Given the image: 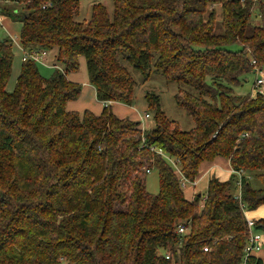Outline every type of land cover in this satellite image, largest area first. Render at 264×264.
Returning <instances> with one entry per match:
<instances>
[{"label": "trees", "instance_id": "16d2710c", "mask_svg": "<svg viewBox=\"0 0 264 264\" xmlns=\"http://www.w3.org/2000/svg\"><path fill=\"white\" fill-rule=\"evenodd\" d=\"M11 1L0 11L21 23L23 51L55 54L49 77L22 60L8 91L13 43L0 40V264H240L245 211L264 204V93L233 86L264 65V0H112L111 13L98 0L82 21L80 0ZM81 57L97 114L67 108L82 91L68 79ZM127 64L144 78L153 64L187 86L175 101L194 126L182 130L151 92V128L113 112L133 105ZM167 157L190 181L215 157L231 176L210 177L188 199ZM151 169L156 194L146 189ZM253 230L262 250L264 217ZM257 253L245 264H263Z\"/></svg>", "mask_w": 264, "mask_h": 264}, {"label": "rangeland", "instance_id": "374dc122", "mask_svg": "<svg viewBox=\"0 0 264 264\" xmlns=\"http://www.w3.org/2000/svg\"><path fill=\"white\" fill-rule=\"evenodd\" d=\"M99 1L102 2L107 7L109 13L112 12L113 9L112 0H99ZM2 2H4V0H0V4ZM79 2H80L79 11L75 16V19L78 21L88 20L90 17L91 2L89 0H80ZM9 5H13V3H10ZM214 7L216 9V12L219 13L220 10L219 6L215 5ZM258 13L259 12L257 10L253 13V17L251 19L253 25L259 24L261 22V20L258 18L259 15ZM4 17L8 19L4 18V22H3L4 29L0 31V40L3 37H6V35H10V34L11 35L15 34L17 37H19L20 23L17 21H13L9 16L4 15ZM236 47H238V45H233L231 48L234 49ZM12 51H13L12 69L6 85V89L9 91L13 90L14 88L16 78L19 74L20 67L22 64L23 50L21 48L19 41L13 43ZM82 58L83 57H81L80 59ZM47 60H49V57H47ZM37 66L40 74L44 77H49L53 73L52 66H48L43 63H37ZM127 67L136 81V88H135L132 108L122 105L121 107L123 111L121 112H125L126 110H129L132 113L131 114L132 118L141 121L143 128L146 129L151 128L154 123L153 116L155 113V107L150 105L149 101H147L144 96L146 92H151L158 96L160 109L162 112H164L165 116L169 119L178 122L182 130H190L194 126V121L192 117L188 115V113L183 107L177 105L175 101V95L180 89H186L190 91L187 86L166 79L158 71H156L153 64H151L149 75L146 78L143 77V75L138 69L133 68L128 64ZM257 69L258 68H255L250 73L245 74L242 78L243 80L241 81L240 85L233 86V89L236 93L254 94L253 86L255 79L258 76ZM261 70H263L264 72V65L261 67ZM78 99L69 101L68 106L77 105V103H79ZM94 102L96 103V101ZM98 105L100 109L103 107L100 103H98ZM116 107H117V103H116ZM113 112L116 111H114L113 109ZM146 113L149 115L148 118H144ZM173 160L175 159L173 158ZM207 180H209L208 177H204L196 187H193L191 183H188L186 185V188H182L184 195L188 199H190L192 197L193 190L195 194L198 193L204 194L207 188V182H208ZM251 182L253 185H257V186L260 184L259 181L257 180L256 181L252 180ZM194 183L195 180L193 184ZM146 189L152 194H156L158 192V173L156 169H151L146 174Z\"/></svg>", "mask_w": 264, "mask_h": 264}, {"label": "crops", "instance_id": "0c3cea01", "mask_svg": "<svg viewBox=\"0 0 264 264\" xmlns=\"http://www.w3.org/2000/svg\"><path fill=\"white\" fill-rule=\"evenodd\" d=\"M10 3H12L11 0H4V2H2L0 5L1 6L9 5ZM5 19H8V18H5ZM20 26H21V23H20ZM21 48H22V45H21ZM54 54L55 52H50L49 60L47 59L45 60V63H44L45 65L51 66V64L54 63L53 62ZM68 79L73 82L80 83L82 85V91H81L80 96L78 97L79 99L77 98L79 100L78 101L79 103H77V105H69V106L67 104V108L70 110H77V111H83L84 109H88L96 114L99 113L102 108L101 109L99 108L98 103H100L102 106H103V103L99 102L96 99L95 89L89 83L84 58L79 60V70L76 72L69 73ZM93 100L96 101V103ZM116 103H117V107H116ZM116 103L113 104L112 110L114 109V111H116L115 113L118 116L120 117L130 116L132 118L131 116L132 113L129 110H126L125 112H121L123 111L121 107L122 105L127 106L129 108H132V106L121 104L119 102H116ZM231 172H232V168L230 166L228 159L223 158V157H215L211 161H205L201 163L199 167V174L196 177L195 183L192 184V186L196 187L204 177H208L209 179L210 177L215 176L219 178L220 180H227L228 178H230ZM194 194L195 192L193 190L192 197ZM198 195H200V193H198ZM245 217L246 219H253V220H258L260 218H263L264 217V204L260 205L255 210L245 211ZM256 256L261 258L264 264V248L260 252H258Z\"/></svg>", "mask_w": 264, "mask_h": 264}, {"label": "built area", "instance_id": "2783aa9c", "mask_svg": "<svg viewBox=\"0 0 264 264\" xmlns=\"http://www.w3.org/2000/svg\"><path fill=\"white\" fill-rule=\"evenodd\" d=\"M90 2H96L98 0H89ZM4 14H2V12L0 11V31L2 29H4ZM11 40L12 43H16L19 41V37H17L15 34L13 35H8ZM31 57L32 59H34L36 62L39 63H45L46 57H47V52L42 50V51H37V52H33L31 54H27L25 51H23V55H22V60L26 59L27 57ZM254 63V60L252 61ZM257 74L258 76L255 79V88H254V92H261L264 93V72L263 70H261V68L257 69ZM149 115L146 113L144 118H148ZM167 159L171 162V164L174 166L175 170L177 171V173L179 174V179H180V184L182 188H186V185L188 183L193 184L194 181H190L188 180L185 176H183L180 172L179 166H178V161L177 159L173 160V158H169L167 157ZM147 172H149V170H146ZM254 224H255V220L253 219H246V228H247V239H246V245L244 247V256H243V261H241L240 264H245L246 258L254 253H257L261 250L262 246H261V234L259 232L254 231ZM186 231V226L184 224H181L178 226L177 228V232L182 234ZM204 250L206 251L207 248L205 247ZM169 254H166V258H168Z\"/></svg>", "mask_w": 264, "mask_h": 264}]
</instances>
